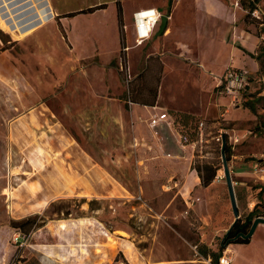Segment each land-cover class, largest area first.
<instances>
[{
	"label": "rangeland",
	"instance_id": "374dc122",
	"mask_svg": "<svg viewBox=\"0 0 264 264\" xmlns=\"http://www.w3.org/2000/svg\"><path fill=\"white\" fill-rule=\"evenodd\" d=\"M105 2L107 12L64 16ZM247 12L250 33L233 51L218 31L216 42L183 36L207 67L244 68L249 83L236 98L185 56L148 55L158 32L137 46L131 22L116 23L114 1L29 0L0 12V192L12 191L10 201L0 196V238L10 246L2 264H213L199 247L223 245L224 254L235 220L224 135L240 220L255 206L264 213V72L252 56L264 46V0ZM155 92L153 116L145 103ZM173 113L193 119L184 126ZM204 164L218 167L208 186L196 182ZM37 215L45 224L28 235L12 227Z\"/></svg>",
	"mask_w": 264,
	"mask_h": 264
},
{
	"label": "crops",
	"instance_id": "0c3cea01",
	"mask_svg": "<svg viewBox=\"0 0 264 264\" xmlns=\"http://www.w3.org/2000/svg\"><path fill=\"white\" fill-rule=\"evenodd\" d=\"M29 0H0V12L5 13L10 9H13L21 4L27 2ZM114 1L115 9H116V23L121 25L118 16V4L122 10V24L124 25V19L131 22L132 24V34L135 36V42L137 38L136 27L134 23L133 15L135 12L146 10V9H157L158 11L162 12L163 15H166L167 18V27L163 33H160V26L161 23L156 27L154 30L151 39L154 37V34L158 32V36L151 44L148 46V55H154V52H160V55L163 57V60L166 54H176L178 57L185 56L184 59L190 61V63H196L200 66L198 69H203L204 71H209L211 74H216L215 76L219 80V78L225 73L226 69L229 66L228 63L226 64H219L216 68H209L206 65L205 59L197 54L199 52V48L196 45H188L187 43L183 42V36L189 35V32L193 36L198 37H207L210 40H217V31L220 33V40L223 46L228 47L231 51L235 49L237 43H242L239 38L241 36L242 39L246 38L247 33L250 31L246 30L244 27L245 21L242 20V15L244 14V8L241 6L239 0H131V5L125 6L124 0H111ZM107 5L105 8L98 9L96 11L102 10V12H107L111 2L106 3ZM100 5V4H99ZM93 7V6H91ZM160 7V8H159ZM53 9V19L56 17V13ZM131 9L132 13L128 18L125 15V10ZM95 11V12H96ZM95 12L89 13H81V14H93ZM186 13V14H185ZM183 16H181V15ZM80 15V14H78ZM71 16L69 18L76 17ZM122 26V25H121ZM221 27L220 30H217ZM251 28V27H247ZM247 32V33H246ZM222 35V36H221ZM146 39L140 45L141 46L148 42L151 39ZM258 38V37H257ZM121 43V38H120ZM258 44V43H257ZM122 45V44H121ZM126 47V46H125ZM124 47V48H125ZM258 46L256 45V48ZM255 48V49H256ZM163 49V50H161ZM196 51V54L195 52ZM165 63V70L167 69L166 61ZM237 66H242L237 64ZM226 67V68H225ZM225 68V70L223 69ZM235 68H242V67H235ZM244 69V68H242ZM224 70V71H222ZM222 72V73H221ZM151 107L150 113L155 116L161 114V111L158 109V105L154 106H146ZM171 116H168V123ZM158 123L157 125H159ZM170 124V123H169ZM164 125V126H163ZM161 129H163L164 133H168V127L163 124ZM160 129V130H161ZM165 129V130H164ZM159 129L155 130L157 133ZM173 134L179 139V135L177 133ZM154 135V132H153ZM160 134H156L155 136V145L158 149H161L164 157H169V150L164 146L160 139ZM159 139L161 142H157ZM155 151V150H154ZM196 182L200 183V177L196 178ZM1 190V189H0ZM0 192V196L3 199L4 195L8 196V200L10 201L12 196V191L10 188H7V192ZM1 199V201H2ZM8 211L6 213V218L8 219ZM1 232V231H0ZM260 233V237L257 238L256 233ZM3 231L1 233L2 238H0V264L6 262L8 260V256L10 253V246L8 237L4 243L3 238ZM7 234V233H6ZM227 250L231 252V264H264V224H259L255 233L253 234L249 243H231L229 244ZM131 255V254H129ZM132 256V255H131ZM142 262V261H141ZM41 264H48L47 261L42 262ZM52 264V263H51ZM140 264V263H138Z\"/></svg>",
	"mask_w": 264,
	"mask_h": 264
},
{
	"label": "trees",
	"instance_id": "16d2710c",
	"mask_svg": "<svg viewBox=\"0 0 264 264\" xmlns=\"http://www.w3.org/2000/svg\"><path fill=\"white\" fill-rule=\"evenodd\" d=\"M260 0H240L241 6L247 10V19L250 17V15L255 14V11L258 9V4ZM107 5L105 3H102L100 5H96L93 7H89L87 9H82L81 11L78 12H70L67 15L64 16H75L77 14L81 13H89V12H95L98 9L105 8ZM118 16L119 20L122 25V10L120 5L118 4ZM246 22V20H245ZM248 22V21H247ZM122 28V26H121ZM121 44L122 47H125L124 39L121 37ZM254 58H256L260 62V71L264 72V46H260L259 52L257 55L252 54ZM219 88V87H218ZM157 99V92H155L153 96V101L151 103H145L151 106H154L156 103ZM136 101V100H135ZM246 107L249 108L252 112L255 113L256 107L255 104L252 101H247L246 102ZM175 121L178 123H181L184 126H187L189 121L193 119L192 115L190 114H185V113H176L174 114ZM264 126V122L262 123ZM227 139V138H226ZM226 152V157L229 160L230 159V154H231V147L227 146L225 148ZM218 167H215L210 164H204V165H198L197 171L199 174V177L201 178V183L203 186H208L214 179L217 174ZM261 190L264 191V185L261 187ZM264 213L258 209L257 206L248 214L246 219L244 221L238 220V222L234 225L233 229L231 232L226 235V239L230 240L232 238H235L239 233H248V231L251 228V225L256 217L262 216L263 217ZM37 216H30L28 218L20 219V220H14L12 221V227L16 228L20 232L24 233L25 235H28L31 233V231L35 227H41L45 224V220L41 219V222L37 223L35 222V219H37ZM251 239H243L242 237L237 238L233 243H249ZM231 244V243H230ZM200 253L206 257V258H211L213 264H219L220 258L223 255V251L225 250L224 246L221 245L220 248L216 251L211 248H209L207 245H201L200 247Z\"/></svg>",
	"mask_w": 264,
	"mask_h": 264
},
{
	"label": "built area",
	"instance_id": "2783aa9c",
	"mask_svg": "<svg viewBox=\"0 0 264 264\" xmlns=\"http://www.w3.org/2000/svg\"><path fill=\"white\" fill-rule=\"evenodd\" d=\"M163 16V13L157 9H146L134 13L133 18L137 32L136 45L142 44L152 36L156 27L161 23ZM248 83L245 70L230 67L219 78L217 89L220 93L232 94L236 98L242 90L246 89ZM220 264H231L228 251H225L220 258Z\"/></svg>",
	"mask_w": 264,
	"mask_h": 264
},
{
	"label": "water",
	"instance_id": "95a60500",
	"mask_svg": "<svg viewBox=\"0 0 264 264\" xmlns=\"http://www.w3.org/2000/svg\"><path fill=\"white\" fill-rule=\"evenodd\" d=\"M167 18L168 17L166 15H164L162 17L160 31H159L160 33H163L167 27ZM226 144H227V139H226V136L224 135L221 153H222L226 183L228 186V191H229V195H230L232 209H233V213H234V217H235L234 222L232 223V225L230 226V228L228 229V231L226 233V235H228L231 232V230L233 229L234 225L240 219V211H239V207L237 204V199H236V195H235V189H234V184H233V180H232V176H231L230 167L228 164V159L226 157V152H225ZM259 224H264V217H262V216L256 217L254 219L248 233H243V232L239 233L235 238L230 239L226 245L233 243L239 237H242L243 239H251Z\"/></svg>",
	"mask_w": 264,
	"mask_h": 264
},
{
	"label": "bare ground",
	"instance_id": "6f19581e",
	"mask_svg": "<svg viewBox=\"0 0 264 264\" xmlns=\"http://www.w3.org/2000/svg\"><path fill=\"white\" fill-rule=\"evenodd\" d=\"M64 225L62 224L61 227H63ZM228 251V250H227Z\"/></svg>",
	"mask_w": 264,
	"mask_h": 264
}]
</instances>
